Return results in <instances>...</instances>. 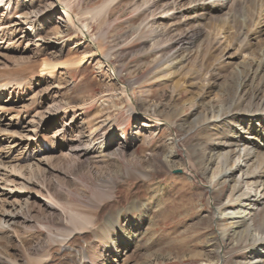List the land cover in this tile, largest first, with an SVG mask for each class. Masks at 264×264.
<instances>
[{
  "label": "rangeland",
  "instance_id": "374dc122",
  "mask_svg": "<svg viewBox=\"0 0 264 264\" xmlns=\"http://www.w3.org/2000/svg\"><path fill=\"white\" fill-rule=\"evenodd\" d=\"M157 1L0 0V264L251 256L250 235L221 240L229 215L215 222L234 181L212 190L219 162L206 171L197 157L216 133H236V120L200 121L264 62V0ZM249 150L264 157L257 141Z\"/></svg>",
  "mask_w": 264,
  "mask_h": 264
},
{
  "label": "bare ground",
  "instance_id": "6f19581e",
  "mask_svg": "<svg viewBox=\"0 0 264 264\" xmlns=\"http://www.w3.org/2000/svg\"><path fill=\"white\" fill-rule=\"evenodd\" d=\"M163 1H166L163 3L164 5L170 3L168 0H158L157 2L162 3ZM198 1L199 0H197V2ZM174 2L178 4V0H174ZM158 3L156 4L159 5ZM61 6L64 8L66 19L72 22L74 20L73 16L69 13L65 3H61ZM199 8H201V6ZM196 12L197 11H192V20H195L196 16H198ZM182 23L185 25L187 20ZM182 40L183 38L178 39L176 44H180ZM176 51L172 52L171 55L174 56ZM80 61H82V59ZM44 64L48 65L49 63ZM263 67L264 62L260 61L253 67L242 71V75L238 77L240 79L237 81V86L231 91L225 104L214 109L213 118L200 121V125L204 124L207 127H214V129L220 130V127L224 128L226 125L229 127V125H231L230 121L236 120L235 125L231 127L232 132H236L234 136H230L227 132H222V134L216 133L213 139V153L208 157L198 155L197 162L199 165L202 164V166L206 168V171H211L215 161L219 162L217 170L214 171L210 177V187L212 190H215V185L220 177L226 176L230 178L231 181H234V184L230 187L229 193L231 201L214 203L212 204V208L215 212L220 213L219 218L215 219L216 223L222 221L220 219L222 216L229 215V218H231L228 226L230 228L223 229L221 232L222 241L228 238L229 235H232V237L236 236L235 240L237 241L243 236L250 235L252 237L251 243L245 246L251 256L241 264L264 263V192L259 191L261 187H264V157L259 162H255L259 155L249 150V146L254 143V141H257V146L260 144L264 146V83L253 84L258 70H262ZM243 106H246L243 112L246 114H239V116H237L235 113L239 110H243L240 109ZM244 132L248 134L243 136L242 133ZM218 144L227 146L229 149L227 152H222L221 147L216 146ZM232 156H236L237 164H230L229 160ZM245 166H251V172L244 169ZM238 171H240V175L236 178L235 175ZM244 185H247L248 188L242 190V186ZM254 187L256 194H251L249 188L253 189ZM252 195L254 196L251 197ZM260 205L263 206L260 207ZM242 212H244L243 215ZM109 242L112 246H115L114 240L111 239ZM221 248L222 247L219 246L218 252L219 255L222 256L221 252H223V249L221 250ZM224 256L223 254L222 257L224 258Z\"/></svg>",
  "mask_w": 264,
  "mask_h": 264
}]
</instances>
